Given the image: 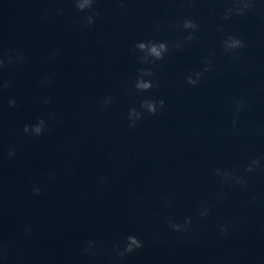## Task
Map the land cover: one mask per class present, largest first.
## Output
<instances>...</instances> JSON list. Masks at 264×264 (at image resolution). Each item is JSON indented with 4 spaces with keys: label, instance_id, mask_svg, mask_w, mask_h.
Returning a JSON list of instances; mask_svg holds the SVG:
<instances>
[{
    "label": "clouds",
    "instance_id": "9594fccd",
    "mask_svg": "<svg viewBox=\"0 0 264 264\" xmlns=\"http://www.w3.org/2000/svg\"><path fill=\"white\" fill-rule=\"evenodd\" d=\"M75 10L84 15L81 18V25L83 27L94 26L96 20L100 16V12L96 9L97 0H69ZM121 13L125 12V0H119ZM189 4L195 2V0H187ZM257 4V0H230L229 6L223 10L221 19L229 20L233 17H245L252 11H259L254 6ZM57 15H64V9H55ZM156 29L159 30L160 25L156 24ZM169 27L174 29H182L184 35L181 39H177L173 42L147 40L138 41L133 46V49L137 55L138 62L143 65L136 69V75L130 86V94L135 95L137 93H149L155 87L154 77L156 73L153 71V66L157 62L164 60L165 56L170 51L184 50L190 43L197 39L196 33L199 31V25L192 19L185 18L180 23L173 24L169 22ZM223 32L222 28L217 29ZM221 48L226 56L236 59L238 50L246 47V42L235 35L224 34L221 40ZM215 52L210 53L209 58H205L202 62V67L189 72L185 76V83L191 87H198L207 78L209 73L220 75L219 72H215V66L213 60L210 57H214ZM25 61L24 53L17 49L9 47L6 50L0 51V71L7 67H20ZM55 79V73L51 74L48 78L41 81L42 85H47L51 80ZM11 86L10 80H4L0 78V93ZM51 98H43L42 103L47 105L51 103ZM17 101L15 99H9L8 104L10 107H15ZM112 104V97L110 95L105 96L99 105V111L105 112ZM232 106L234 116L232 119L231 131H237V125L239 123V117L242 112L249 109L251 105L244 99L239 97L232 98ZM165 108V100L163 98L154 99L151 96H142L139 100V107H130L127 112V124L128 128H136L137 125L143 121L146 116H156ZM49 118H55L54 113H49ZM48 129V121L45 118H38L34 124H25L23 126V133L30 136H41ZM259 131V130H258ZM9 158H14L16 155V149L11 147L7 153ZM264 171V165H262L261 159L254 157L247 165L244 166L243 173H240L236 168L233 169H214L215 175L219 178L222 184H228L232 187H246L248 185V178L246 174H253L256 172ZM51 179V174L49 176ZM103 183V180L100 181ZM41 187L33 185L32 192L35 195L41 194ZM218 199L223 200V195L218 196ZM257 201L256 196H252L250 203L255 204ZM161 204L164 207H170V203L166 198H161ZM211 212V207L207 205L206 201H202L200 207L197 210L198 216L204 219ZM193 218L191 216L185 217L183 222H177L174 218L167 219V226L174 232H187L192 224ZM219 233L222 237L227 238L229 235L227 225L218 226ZM32 229L30 226L25 227L24 233L26 236L31 235ZM95 241H88L87 246L82 249L84 255H96L98 253L93 252L96 247ZM144 243L142 240L134 235H128L124 238L123 247L120 243H116L112 246V251L117 259H122L126 255L135 252L142 248ZM8 257V245L0 243V259H7Z\"/></svg>",
    "mask_w": 264,
    "mask_h": 264
}]
</instances>
